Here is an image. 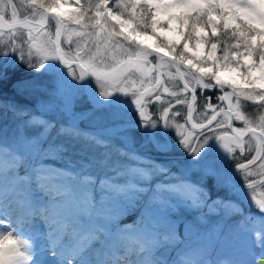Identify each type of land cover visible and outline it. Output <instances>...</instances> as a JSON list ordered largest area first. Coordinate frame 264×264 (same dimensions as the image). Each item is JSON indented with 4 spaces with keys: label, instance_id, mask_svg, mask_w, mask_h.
Returning <instances> with one entry per match:
<instances>
[{
    "label": "rangeland",
    "instance_id": "obj_1",
    "mask_svg": "<svg viewBox=\"0 0 264 264\" xmlns=\"http://www.w3.org/2000/svg\"><path fill=\"white\" fill-rule=\"evenodd\" d=\"M157 1L0 0V15L12 22L54 12L65 24L66 59L87 69L100 100L136 98L156 79L154 71L146 77L149 64L169 57L193 90L223 92L235 109L248 103L249 124L264 130V83L253 77L264 68V0H174L168 7ZM55 28L49 19L36 36L0 29V94L28 99L9 105L30 113L19 119L0 109V264L97 263L92 244L101 246L110 233V245L131 264H264L259 196L232 187L226 175H206L215 172L212 164L196 169V153L175 166L165 158L172 152H164L157 122L143 124L122 106L91 108L78 71L56 61ZM27 64L37 68L31 78L24 73ZM162 73L170 87L183 91L170 63ZM11 88L13 93L6 91ZM162 88L147 98V107ZM71 131L89 139L73 138ZM188 145L176 140L174 148L187 152ZM41 190L55 194L49 200L57 220L51 227L69 225L67 235L56 238L57 251L45 247L48 233L39 224L30 226L29 236L9 237L11 220L25 219L29 206L31 220ZM132 211L138 220L113 232ZM74 249L80 252L73 259L52 256Z\"/></svg>",
    "mask_w": 264,
    "mask_h": 264
},
{
    "label": "flooded vegetation",
    "instance_id": "obj_2",
    "mask_svg": "<svg viewBox=\"0 0 264 264\" xmlns=\"http://www.w3.org/2000/svg\"><path fill=\"white\" fill-rule=\"evenodd\" d=\"M159 61L160 58L149 65L155 67ZM152 71L155 72V69L153 68ZM173 72L177 85L183 91L170 87L173 82L168 80L167 76L162 73V82L159 87L162 85L163 88L160 94L151 98L148 107V100L144 101L140 116H138L139 110L130 109L131 112L135 113L136 119L143 124L157 122L159 134L167 149L164 152L166 153L169 150V152H172L171 159L170 156H165V158L172 161L176 166V164L184 163L193 153H196V163L194 165L196 169H208V166L212 164L215 172H208L207 170L208 174L206 175H226V179L236 167L242 166V170L231 175H234V178L242 175L238 182L245 185L255 183L264 177V130L249 124L251 118L249 117L250 108L248 103L235 109L233 105H236V103L226 99L223 92L193 90L188 86L193 90L195 96L192 102L193 94L187 91L179 82L174 68ZM183 76H185L184 73ZM158 103H163L161 109H152V106ZM191 103L192 110L189 113ZM252 121L257 122L258 119ZM131 126L134 129H139V123H133ZM250 130L254 132L247 133ZM152 140H156L154 135ZM176 140L186 145L189 142L188 151L181 149L178 152V149L174 148ZM243 191L258 195L259 197L254 196L255 202L259 207L264 208V201H262L264 199V180L257 186Z\"/></svg>",
    "mask_w": 264,
    "mask_h": 264
},
{
    "label": "water",
    "instance_id": "obj_3",
    "mask_svg": "<svg viewBox=\"0 0 264 264\" xmlns=\"http://www.w3.org/2000/svg\"><path fill=\"white\" fill-rule=\"evenodd\" d=\"M49 18H53L56 21V30L54 32V40H53V45H54V52H55V57L57 60V63L59 64V66L63 69H70V68H75L80 77L83 80V84H84V92L86 95V98L89 102V104L93 107V108H103V107H107L110 105H123L125 107H130V108H140L143 101L145 100V98L153 91V89L157 88L160 83L162 82V76H161V68L163 66L162 61H168L170 62L173 67L175 68L177 77L179 82L182 84V86L184 88H186L189 92H191V94H193V98L194 93L192 92V90H190L187 85L185 84V82L183 81L182 78V73L179 69V64L167 57H163L159 63L155 66L157 72H158V78L157 81L150 87L146 88L145 90H143L139 97L136 100L133 101H126L122 98H114V97H108L106 99H104L103 101H100L98 98H95L93 96V93L95 95V92L93 91L92 87H91V83L88 77V73H87V69L81 65L79 62L77 61H68L65 56H64V52L61 48V43H60V37H61V32L63 27L65 26V24L61 21V19H59L57 17V15L54 12H44L41 19L39 21H32V20H28V19H24V20H18L12 23L7 22L1 15H0V28L4 31H11L14 29H22V30H28L30 32H32L34 35H36L40 30H42L43 28L46 27L47 22L49 20ZM36 28V30H35ZM154 68L153 65H150L147 68L146 71V75L147 77L150 76L152 69ZM194 101V100H193ZM192 110V103L189 106V112H191ZM141 115V112L138 114V116ZM206 126V125H205ZM204 126V127H205ZM253 131H247V133H251ZM237 138H239L237 136ZM243 167H237L235 168L232 172H236L239 170H242ZM228 175V179L236 186L242 189L245 188H249V187H253L258 185L261 181L264 180V177L259 179L258 181H256L255 183H253L252 185H243V184H239L235 181L232 180V175Z\"/></svg>",
    "mask_w": 264,
    "mask_h": 264
},
{
    "label": "trees",
    "instance_id": "obj_4",
    "mask_svg": "<svg viewBox=\"0 0 264 264\" xmlns=\"http://www.w3.org/2000/svg\"><path fill=\"white\" fill-rule=\"evenodd\" d=\"M25 67H26V69H24L25 70L24 73H25L26 78H31L32 75H33V71H35L37 68L35 66L34 67L33 66L31 67L28 64ZM0 84H2L1 81H0ZM2 89H4V86L2 87ZM13 90L14 89L11 88V90H6V91H9V92L13 93ZM16 101H18V102H20V101L21 102H27L28 99H25L23 96L22 97H19L18 95L15 96L14 93L9 98L6 97L3 94H0V109L2 111H5L6 114H8V115L13 114L14 117L19 118V119L28 118L30 116V113L27 110H24V111H16L14 107H11L9 105L10 103L12 104V103H15ZM14 111H16V112H14ZM70 134H71V136L73 138H76V139L77 138L78 139H83V140L89 139L88 137H85V134L82 133V132L71 131ZM111 150H114V148L111 147ZM134 219H137L138 220V214L136 212H133V213L129 214L123 220H124V222H127L128 223V222L134 221ZM123 220L120 223H122ZM155 254L156 255H154V257H153L154 260L159 256L158 253H155Z\"/></svg>",
    "mask_w": 264,
    "mask_h": 264
},
{
    "label": "bare ground",
    "instance_id": "obj_5",
    "mask_svg": "<svg viewBox=\"0 0 264 264\" xmlns=\"http://www.w3.org/2000/svg\"><path fill=\"white\" fill-rule=\"evenodd\" d=\"M174 2V0H158L157 1V5L158 6H165V7H168V6H170L172 3ZM41 18V17H40ZM168 34V37L171 39L172 38V34L171 33H167ZM261 71H263V68L261 67L260 69H259V72H261ZM183 77H185V76H183ZM93 96L96 98V95H94V93H93ZM45 220V219H44ZM42 218H41V221H39V222H42V224H45L46 223V221H44ZM12 223H14L13 224V226L14 227H18V229H19V224L17 225V223H16V221H13ZM49 230V229H48ZM119 264H129L127 261H125V259H120V262H119Z\"/></svg>",
    "mask_w": 264,
    "mask_h": 264
}]
</instances>
